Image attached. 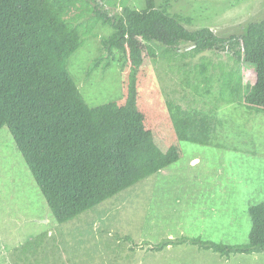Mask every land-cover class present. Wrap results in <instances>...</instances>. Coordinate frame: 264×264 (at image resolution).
<instances>
[{
  "label": "rangeland",
  "instance_id": "1",
  "mask_svg": "<svg viewBox=\"0 0 264 264\" xmlns=\"http://www.w3.org/2000/svg\"><path fill=\"white\" fill-rule=\"evenodd\" d=\"M107 1V8L120 10L121 0ZM156 3L189 30L211 28L222 37L241 35L264 19V0ZM130 5L144 9L146 2ZM111 31L96 25L52 82L61 85L64 106L93 123L89 135L96 146L108 134L130 151L113 170L118 187L97 184L103 197L67 215L39 185L17 146L18 123L9 122L0 130V264H264V252L228 258L187 243L152 248L182 236L249 242V208L264 202V110L230 98L240 78L242 92L255 85L256 68L220 48L192 54L189 42L171 55L155 46L154 57L143 40L139 61L120 51L108 57L101 40ZM102 54L101 66L87 76ZM169 99L215 117L211 144L178 139Z\"/></svg>",
  "mask_w": 264,
  "mask_h": 264
},
{
  "label": "trees",
  "instance_id": "2",
  "mask_svg": "<svg viewBox=\"0 0 264 264\" xmlns=\"http://www.w3.org/2000/svg\"><path fill=\"white\" fill-rule=\"evenodd\" d=\"M145 2L144 9H136L130 0H121V8L116 10L106 7L110 4L107 0H0V130L9 122L17 121L19 130L14 135L18 148L39 185L51 198L66 206L67 215L97 196L103 197L106 191L97 192V184L108 181L118 187L115 167L118 161H128L130 155L121 144L110 141L108 134L96 146L89 135L93 123L89 124L77 111L64 106L59 100L64 91L61 85L52 82L96 25L112 28L101 40L102 51L112 58L120 51L129 54L132 61L141 60L143 40L151 44L149 52L154 57L155 46L161 48L163 55H171L182 50L183 42L190 43L192 54L217 48L228 50L238 62L253 65L257 71L255 85L251 89L247 85L242 92L240 78L239 86L231 90L230 100L246 101L249 107L264 110V19L250 23L241 35L222 37L211 28L191 31L163 13L156 0ZM113 4L117 6L116 2ZM73 11L76 14L70 15ZM102 60L103 54L94 59L87 76L101 66ZM110 63L107 60L103 65ZM203 68L205 71L207 66ZM167 105L172 131L178 139L212 143L213 115L185 108L171 99ZM56 114L59 118L54 120ZM249 213L252 228L247 244L182 236L166 238L152 248L162 250L187 243L228 258L232 254L264 252V202L251 206ZM125 239L131 240V237Z\"/></svg>",
  "mask_w": 264,
  "mask_h": 264
},
{
  "label": "crops",
  "instance_id": "3",
  "mask_svg": "<svg viewBox=\"0 0 264 264\" xmlns=\"http://www.w3.org/2000/svg\"><path fill=\"white\" fill-rule=\"evenodd\" d=\"M3 248L1 247V250H2Z\"/></svg>",
  "mask_w": 264,
  "mask_h": 264
}]
</instances>
